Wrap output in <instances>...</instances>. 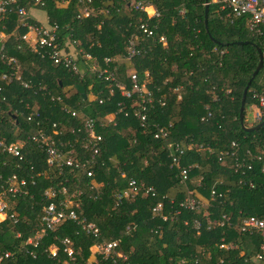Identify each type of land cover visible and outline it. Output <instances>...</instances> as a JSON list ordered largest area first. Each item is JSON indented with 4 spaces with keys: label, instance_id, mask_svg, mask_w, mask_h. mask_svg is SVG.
<instances>
[{
    "label": "trees",
    "instance_id": "16d2710c",
    "mask_svg": "<svg viewBox=\"0 0 264 264\" xmlns=\"http://www.w3.org/2000/svg\"><path fill=\"white\" fill-rule=\"evenodd\" d=\"M55 1L67 4L60 6ZM131 1L91 0L94 9L107 11L108 15L87 18L77 12V0H44L40 11L49 24L57 25L58 43L63 49L69 50L74 42L101 67L105 58L114 59L108 65L114 71V82L93 73L74 75L46 57L41 59L18 40L23 30L17 28L15 15L0 20L4 37L0 42V75L8 74V60L13 59L21 69L20 82L28 85L23 88L17 81L0 79V140L21 144L20 160L0 149V193L6 177L12 174L26 183L25 195L2 196L8 215L13 214L17 221L0 222V249L13 251L38 233L48 203L44 190L62 186L68 194L76 193L73 202L78 224L62 221L53 232L41 237L40 253L34 260L16 254L11 264H65L68 259L60 244L64 239L73 250L72 264H261L253 259L260 238L238 232L243 218L264 217V171L260 170L264 165V125L245 132L238 122L241 93L257 64L254 46L261 49L260 40L248 34L242 20L224 18L213 0H136L150 4L159 14L149 19L154 30L150 38H145L137 31L138 18L145 16L132 9ZM132 34L143 42L136 46L138 54L126 61L123 57ZM160 37L164 42H159ZM80 65L83 67L81 61ZM129 70L138 84L151 92L152 101L143 112V127L133 116L134 108L138 109L136 95L124 98L115 87L118 83L130 89ZM78 86L83 88L85 99L76 91ZM261 91L263 69L247 90L243 121L245 108L253 104L251 94ZM48 95L60 96L80 117L95 123L101 142L90 176L73 166H48L44 148L31 140L41 130L53 138L58 151L82 143L83 133H69L72 119ZM120 107L122 112L116 114ZM207 112L211 117L200 121ZM110 114H114L115 125L100 126ZM27 116L31 117L29 121ZM260 122L243 125L252 127ZM52 124L59 135L51 133ZM159 129L166 135L155 139ZM188 140L195 147L180 157L179 167L192 166L190 180L203 176L200 188L189 182L180 184L177 169L170 167L167 145ZM231 142L237 144L240 154L245 150L251 154L262 152V161L252 162L251 170L244 175L234 174L231 160L221 164L216 156V151L228 148ZM201 144L204 147L198 148ZM75 158V162H83L90 159V152L79 150ZM240 179L252 183V188L237 185ZM129 180L135 181L136 191L129 192L127 198L115 199L117 194L129 191ZM219 180L224 184L217 185ZM146 188H152L154 194H146ZM211 189L222 197L209 201L206 208L180 210L175 215L184 193L195 191L209 200ZM158 203L164 214L170 213L171 220L162 222L152 213ZM204 211L211 220L224 215L227 221L222 227L201 230L196 235L191 224L194 220L203 222ZM81 224H92L99 235L95 238L87 234ZM110 241L116 242L115 252L123 257L113 254L103 258L92 253L94 246ZM221 241L235 248L219 249ZM50 245L57 248L55 258L44 252Z\"/></svg>",
    "mask_w": 264,
    "mask_h": 264
},
{
    "label": "built area",
    "instance_id": "2783aa9c",
    "mask_svg": "<svg viewBox=\"0 0 264 264\" xmlns=\"http://www.w3.org/2000/svg\"><path fill=\"white\" fill-rule=\"evenodd\" d=\"M60 6L66 5V1H55ZM218 4V8L224 13V18L232 20H242L244 26L251 37L260 40L261 44V60L262 69L264 71V0H213ZM78 10L82 18L90 16H96L97 14L108 15L107 11L97 10L91 6V0H77ZM132 9L136 12H142L145 19L138 18L137 20V31L140 32L145 38L152 36L154 27H152L149 19L157 18L158 12L148 3L143 1L132 0L130 3ZM44 6V0H0V20H3L9 14H13L16 17L17 28H21L23 33L18 37V40L29 48V50L36 54L41 59L48 58L54 65H60L67 69L74 75L83 76L86 73L96 74L98 77L103 76L104 80L114 82V71L108 69V65L114 61V59L105 58L103 60V67L92 58L89 54L83 52L82 49L76 48V43L73 42L69 50L63 49L58 43V27L56 24L39 23L35 21L30 15L31 10L41 11ZM3 35L0 34V37ZM143 42L141 37L132 34L127 41L126 55L123 57L124 60L129 61L138 54L136 46ZM159 42H164L162 37L159 38ZM3 46L0 45V54ZM2 58L3 56L0 55ZM80 61L83 67L80 65ZM8 64L11 65V70L8 74H1L0 79L2 81L10 82L11 80L17 81L23 88H27L28 85L20 82V67L15 63L13 59L8 60ZM147 76L148 74L145 73ZM128 78L131 83L130 89L124 88L122 85L115 83V87L118 89L120 96L124 98H130L132 95H136L137 108L133 110V116L136 117L140 122V126L143 127V121L145 119L144 111L148 104L151 103V92L146 89L144 84H138L136 75L129 70ZM1 92V88H0ZM112 92L110 91V97ZM49 100L56 104L59 110L69 118L71 122L68 124V130L70 134L83 133L82 143L78 146H72L67 151H58L54 147V140L49 135L44 134L41 130H38L37 134L31 137L33 142H38L45 150L46 163L48 166L60 168L62 165L67 167L79 168L85 172L87 176L92 174V167L94 165V157L99 153V146L101 137L96 133L95 123L93 120L86 117H80L79 112L65 103L60 96L48 95ZM109 97V98H110ZM65 98V97H64ZM108 98V99H109ZM66 99V98H65ZM253 104L250 105L247 113V118L252 123L260 122L264 118V92L259 93L253 92L251 94ZM102 102V98L98 103ZM122 112L120 107L116 114ZM123 116H127V112L123 113ZM211 117V113L207 112L205 118H201L200 121H206ZM30 116L26 117V120H30ZM114 126V114H110L104 117L103 122L99 124ZM51 133L53 135L58 134L57 127L55 124L51 125ZM166 133L159 129L154 135V138L165 137ZM206 148L214 152L209 145H205ZM195 145L188 140L186 143L181 144H169L167 145L168 156L170 159V167H174L178 171L179 183L186 185V182L192 183L195 187L200 188V182L203 180V176H198L197 179H189V173L192 170V166L179 167V159L185 153L186 150H193ZM204 146L198 145V148ZM0 149L8 155L16 157L18 160L21 159V144L8 143L5 144L3 140H0ZM79 150H87L90 152V159L83 160V162H75V157L79 154ZM262 152L251 154L248 150H245L243 154L239 153V148L236 143L231 142L228 148L220 151H216L217 161L221 164L227 162V159L231 160L230 168L234 174L244 175L246 171L251 170V163L254 161H262ZM261 172L264 171V165L260 168ZM5 185L0 193V222L4 220H12L16 223V219L13 214L8 215V205L2 199L4 194L10 197H18L25 195V180L18 178L15 174H12L5 179ZM224 183L219 180L217 185H223ZM237 185L251 189L252 183L238 180ZM129 191H124L122 194H117L115 199L121 200L127 198L129 192H135L137 189L134 180L128 182ZM131 193V194H132ZM145 193L154 194L152 188H146ZM76 193L68 194L64 187H48L43 192L44 199L48 202L43 209V215L41 217V228L38 233L32 237L27 238L22 244L16 246L13 251L7 249H0V264H11L14 263V256L20 254L34 260L40 253V239L46 232H53L58 224L64 220L75 221L78 224L77 216L74 208L76 204L73 202V198ZM133 195V194H132ZM221 193H217L215 189L209 191V200L204 198L197 192H186L184 193L183 199L178 203L175 215L180 210L197 211L201 208H206L209 201L214 199H220ZM152 213L160 218L162 222L171 220L170 213H163V207L161 203L156 204L152 209ZM207 211L203 213L205 216L203 222L194 220L191 224L192 230L196 235H199L201 230L210 231L214 227H222L227 221V218L222 215L218 219L207 218ZM82 223V222H81ZM81 229L90 234L92 237L99 235L98 230L92 224H81ZM238 232L240 234H256L261 242L259 243L257 252L254 254L253 259L257 263L264 264V217L256 218L249 216L243 218L238 225ZM19 237L18 233L15 235ZM62 245L61 252L68 259L65 264H72L74 262L73 250L70 242L66 239L60 242ZM116 242L110 241L107 243H101L94 246L95 251L102 255L103 258L112 257L115 254L117 257H123L121 254L115 252ZM219 249L229 250L234 249L230 243L218 245ZM45 254L49 258H55L57 248L53 245L48 246L44 250Z\"/></svg>",
    "mask_w": 264,
    "mask_h": 264
},
{
    "label": "water",
    "instance_id": "95a60500",
    "mask_svg": "<svg viewBox=\"0 0 264 264\" xmlns=\"http://www.w3.org/2000/svg\"><path fill=\"white\" fill-rule=\"evenodd\" d=\"M206 15H207V6L205 5L204 14H203V26H204L205 31H206ZM247 43H249V42H247ZM249 44H251V43H249ZM254 48H255V51L257 53V64H256L255 69L253 70V72L250 76V79L248 80V82L246 83L245 87L242 90L239 108H238V122H239L240 128L245 132L255 131L259 127L264 125V120L262 122L256 124L255 126H252V127H245L243 125V109H244V103H245V97H246L247 90L250 86L251 81L256 77V75L262 69V60H261L260 48H258L256 46H254ZM76 91L83 97V99H85V94H84V90L82 87H80V86L76 87Z\"/></svg>",
    "mask_w": 264,
    "mask_h": 264
},
{
    "label": "rangeland",
    "instance_id": "374dc122",
    "mask_svg": "<svg viewBox=\"0 0 264 264\" xmlns=\"http://www.w3.org/2000/svg\"><path fill=\"white\" fill-rule=\"evenodd\" d=\"M33 16V15H32ZM43 14H42V12H38L37 13V18H39V21H43ZM35 17V18H36ZM33 18V17H32ZM2 40H4V37L2 36V37H0V42L2 41ZM249 108H245V111H244V123H247V124H252V122L250 121V120H248V118H247V113L250 111V110H248ZM92 253H97L96 251H95V249H92ZM89 260H93V257H90V259Z\"/></svg>",
    "mask_w": 264,
    "mask_h": 264
},
{
    "label": "crops",
    "instance_id": "0c3cea01",
    "mask_svg": "<svg viewBox=\"0 0 264 264\" xmlns=\"http://www.w3.org/2000/svg\"><path fill=\"white\" fill-rule=\"evenodd\" d=\"M62 6H65V5H62ZM37 13H38V11H36V10H31V13H30V15L33 17V19L35 20V21H37V22H39V23H45L46 22V17L45 16H43V21L41 22V21H39V18H37L36 16H37ZM44 15V14H43ZM36 17V18H35Z\"/></svg>",
    "mask_w": 264,
    "mask_h": 264
}]
</instances>
